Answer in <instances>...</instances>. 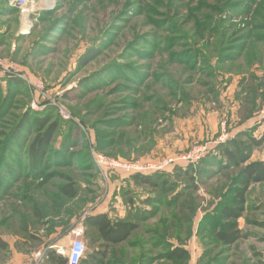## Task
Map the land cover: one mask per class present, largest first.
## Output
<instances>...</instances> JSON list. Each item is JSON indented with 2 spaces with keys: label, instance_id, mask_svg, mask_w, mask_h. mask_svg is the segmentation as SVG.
<instances>
[{
  "label": "rangeland",
  "instance_id": "374dc122",
  "mask_svg": "<svg viewBox=\"0 0 264 264\" xmlns=\"http://www.w3.org/2000/svg\"><path fill=\"white\" fill-rule=\"evenodd\" d=\"M37 2L40 7L42 2ZM51 3L53 10L38 8L29 16L27 34L17 33L19 16L0 17V29L6 27V34L0 36V59L13 67L5 75L0 73V241L8 245L7 250L0 249V264H12V248L36 252L37 240L21 231L25 219L33 227L31 232L37 228L30 216L33 201L45 205L59 201L62 211L76 214L77 227L91 208L102 213L108 202L112 208L114 195L124 187L133 190L126 198L135 199L137 208L147 211L142 201L150 193L119 172L104 171L94 155L159 162L205 148L201 161L249 127L257 130L256 137L264 134V0ZM89 49L96 50L98 57L83 65L80 59ZM9 79L23 85L4 100ZM250 92L262 93L258 96L262 102L260 112L245 120L242 109ZM29 112L38 118L50 116L58 125L49 151L56 155L44 170L54 176L43 187L24 165L36 128L23 130L24 144L5 145L6 135ZM243 123L248 126L242 128ZM252 161L264 164V146L254 151ZM86 166L89 170H84ZM199 166L189 174L170 169L162 176L161 185L167 190H156L151 198L165 195L171 206L160 205L156 217L143 219L130 245L112 247L107 264H121L118 257L123 250L131 252V259L142 255L146 262L141 264L149 259L151 264H170L160 258L164 249L149 250L152 228L159 234L169 227L173 245L182 242L189 247L194 264L205 260L212 264L223 256L227 264L231 251L246 249V242L235 249L217 247L211 240L212 222L203 223L219 198L226 197L224 191L237 170L210 166L202 171ZM61 173L78 184L76 199L59 194L58 187L65 183L58 176ZM260 175L264 178V171ZM249 197L248 217L263 220V181L252 187ZM124 204L126 210L133 208ZM248 229L264 234L259 227ZM135 240L141 242L139 249ZM262 242L250 233L252 247H264ZM206 245L210 253L202 261L197 250ZM31 264H38L36 255Z\"/></svg>",
  "mask_w": 264,
  "mask_h": 264
},
{
  "label": "trees",
  "instance_id": "16d2710c",
  "mask_svg": "<svg viewBox=\"0 0 264 264\" xmlns=\"http://www.w3.org/2000/svg\"><path fill=\"white\" fill-rule=\"evenodd\" d=\"M97 57L98 52L94 49H89L80 59V63L86 65L95 60ZM104 73H106V71H104ZM104 73H101V75ZM101 75H96L94 78L101 77ZM5 81H7V93L4 100H6L11 91L18 88L21 89L23 85V83L18 79H9ZM259 95H262V93L258 94L256 92H250L248 94V98L245 99V106L243 105L244 109H242V115H245V120H249L254 114L257 115L260 112V103L262 101H258ZM246 103L247 105H251L246 107ZM29 126L34 129L36 128L37 133L34 139L30 142L28 150L25 153L26 161L24 162V165H27L31 172L29 174H32L34 179L42 182L41 186L43 187L47 184V182L45 183L44 181L54 176L53 174H45L44 170L48 168L50 158L53 159L56 155L55 153H50V150L52 149L54 143L58 125L50 119V116L38 118L32 116L31 112L25 113V115L21 117L20 122L18 121L16 124V128L11 131L12 134L6 135L8 138L6 140L7 144L5 145L18 146L24 144L25 139L22 138L21 134L24 132L23 130ZM247 129L248 130L240 131L229 141L219 144L213 154H210L207 159H203L195 164L176 163L166 171L153 174H134L126 176L121 173L123 176L125 175L123 178H128V180L133 181L138 188H142L143 191L150 193V195L142 201L143 204L148 205V209H144L147 211L138 209L136 201H134L135 199H127L126 197L130 195L129 191L133 192V190H129L124 187L123 189H120V196L124 203L126 202L129 206L132 204L133 208L128 207L129 209L126 210V215L123 218L118 217V214L115 213V209L111 215L109 213H100L96 216L87 215L83 220V225L86 228L84 231V237H86L88 242L86 243L84 239L86 252L80 264H107L109 258L108 253L112 247L118 248L122 247L124 244L130 245V239L135 237V235H137V231L142 228L140 226L141 223H143L141 222L143 219L149 220V218L156 217L158 210L157 207L160 205H164V207L171 206V200H167V196L165 195L158 198L156 196L155 199L151 198V195L156 190L166 192L167 189L161 185V180L162 176L170 169L186 173L189 170L192 171L197 167V165H200L199 169L202 171L207 170L206 168L210 166H215L216 169L222 171L233 169L237 170V175L235 176L234 181L229 185V188L224 191L225 194H227L226 197L224 195L222 196L223 198H219V201L216 206L213 207L212 212H209L210 215H207L208 213L205 214L203 223L209 219V221L212 222L211 240L217 247L233 246L248 239L250 235L240 229L239 220L251 212V208H249V195L252 187L262 181L264 182V178L260 175V170L264 171V164L262 162L252 161L254 151L264 146V134L261 137H256L255 133L257 130L255 128L249 127ZM3 150L8 153L7 148ZM57 150L59 149H56V151ZM1 159H4V157L2 156ZM9 159L11 158L9 157ZM22 162L23 161L19 160V164L22 165ZM84 170H89V167L86 166ZM189 173L190 172H187V174ZM58 176L65 181L63 185L58 187L59 194L67 199H76L79 196L80 191L78 189V184L74 182L75 180L69 175L62 173L58 174ZM261 178L263 179L261 180ZM118 194L119 193L117 192L115 196ZM54 203L56 207L62 209V206L59 205V201H55ZM43 205H45L44 202H32L30 216L36 225L37 221L42 219L44 215L45 209ZM114 214L115 218L113 216ZM25 221L26 223H23L24 225L21 228V231L23 230L22 233L28 235L30 239H36L34 235H30V228L33 230L32 225L27 219H25ZM247 223L255 227L264 226L263 223L258 221H247ZM168 228L165 227V230L160 231L159 234L157 232V228H152V239L151 237L148 239L151 244V250L158 251V249H161L160 251L162 252L164 249L165 252H162L163 254L160 255V258L162 260L165 259L170 264H189L191 260L190 251L182 242L180 245H173L174 243L171 241V235L167 231ZM179 229H181V227ZM134 242L141 245L139 240H135ZM146 244L147 242L145 241V248L147 247ZM7 248V243L0 241V249L7 250ZM146 250L144 252L148 251ZM209 251L210 248L207 249L206 245L203 256L209 255ZM118 258L120 260L118 261L121 264H125L124 261H126V264H131L136 260H138L140 264L142 261L146 262V259L142 257V255L141 257H132V259L129 258L127 250H123L122 254ZM49 262H52V264H65L66 260L57 255L55 251L49 250L46 254L45 263L49 264Z\"/></svg>",
  "mask_w": 264,
  "mask_h": 264
},
{
  "label": "crops",
  "instance_id": "0c3cea01",
  "mask_svg": "<svg viewBox=\"0 0 264 264\" xmlns=\"http://www.w3.org/2000/svg\"><path fill=\"white\" fill-rule=\"evenodd\" d=\"M9 15L19 16L21 19V27L22 29H24V21L22 17L20 16L18 9L15 7H11L9 5V0H0V17L1 18L8 17ZM21 27H19V29L17 30L18 34H21L23 31ZM1 34H6L5 26L0 29V36ZM242 125L245 126L242 128H246L248 126L247 124H244V123ZM117 192L119 194L116 196L114 195L113 198L115 199H113L112 201L113 204L111 203L113 207L110 208L108 205L110 202H108L106 205L107 209L105 208L106 210H103L102 213H109L111 215V213H113L112 212L113 209L116 208L115 210L117 211H115V213L118 214L119 218H123L126 215V209H125V206L123 205L124 203L122 204L120 190ZM44 209L45 211H44V215L42 219L37 221V228L34 231L35 233L33 231L30 232V235H34L37 240V246L35 249L36 252L24 253L22 251L16 250L15 248H12V260H11L12 264H29V263L31 264L33 261L34 255H36L38 264H46L45 263L46 254L49 250H53L57 254L56 252L57 248H60V247L69 248L72 242L77 238L76 231L78 230V228L82 227L84 231L86 230L83 224L77 227V217L74 212L71 213L70 211L68 212H66L65 210L62 211L61 208L55 206L54 202H51L48 205H44ZM97 210H98L97 207L91 208L89 212L86 214V216L87 215L96 216L100 214V212ZM247 221L249 222L259 221L260 223L264 224V218L263 220L259 219L258 217L249 218L247 215L239 220L240 229H242L245 233H248L249 235L250 233L256 234L259 237L260 241H263L262 243L264 245V234L261 235V233L258 234V233H255L252 229H248L252 225L248 224ZM259 228L264 231V226L259 227ZM30 230H32V228H30ZM84 239L87 243L88 240L86 239V237H84V234H83V241ZM249 239L250 237L241 242V243L246 242L245 250L241 249L239 252L231 251L229 259H227L228 260L227 264H264V247H252L249 243ZM236 246L237 244L233 246H229V247H222V248L224 249L234 248L235 249ZM136 247H138L137 249H139L140 245L137 244ZM148 247L151 248L150 242H149ZM186 248L190 251L189 247L186 246ZM130 250H132L133 254L135 253L136 255H139V253L135 252V248H131ZM197 252H198V255L196 256L197 258L201 259L202 261L203 259H206V257L203 256L205 249L204 250L198 249ZM128 253L131 255V252H129V250H128ZM190 253H191V263L190 264H194L195 257L194 255H192L191 251ZM192 258H194L193 262H192ZM64 259L66 260L65 264H67V259L66 258ZM203 262H204L203 264H211V262L206 261V260ZM224 263H225L224 256L218 257L216 258V260H213L212 262V264H224ZM49 264H52V262H49ZM132 264H140V262L136 260ZM148 264H151V259L148 260Z\"/></svg>",
  "mask_w": 264,
  "mask_h": 264
},
{
  "label": "built area",
  "instance_id": "2783aa9c",
  "mask_svg": "<svg viewBox=\"0 0 264 264\" xmlns=\"http://www.w3.org/2000/svg\"><path fill=\"white\" fill-rule=\"evenodd\" d=\"M38 0H9V5L11 7L17 8L22 17H24V30L22 34H27L30 32V26L27 24L29 16L40 8L41 10L51 11L54 5L51 3L52 0H40L43 4L38 7ZM26 29V30H25ZM12 65L6 61L0 59V73L6 74L12 70ZM220 142H224V139L220 138ZM205 148H195L187 156L181 158L173 159L166 158L162 161H119L115 159L107 158L103 155H94L95 162L104 169L107 173H123L126 176L134 174H153L157 172H163L169 169L176 162H184V164H195L197 163L205 154ZM84 230L82 227L78 228L76 231L77 238L72 242L69 248H57L56 252L58 255L67 259V264H80L84 254L86 252L85 242L83 241ZM39 255V253H38Z\"/></svg>",
  "mask_w": 264,
  "mask_h": 264
}]
</instances>
